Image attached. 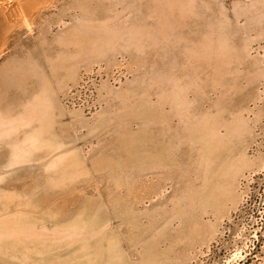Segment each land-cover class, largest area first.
<instances>
[{
	"label": "rangeland",
	"instance_id": "1",
	"mask_svg": "<svg viewBox=\"0 0 264 264\" xmlns=\"http://www.w3.org/2000/svg\"><path fill=\"white\" fill-rule=\"evenodd\" d=\"M264 0H0V264H264Z\"/></svg>",
	"mask_w": 264,
	"mask_h": 264
},
{
	"label": "water",
	"instance_id": "2",
	"mask_svg": "<svg viewBox=\"0 0 264 264\" xmlns=\"http://www.w3.org/2000/svg\"><path fill=\"white\" fill-rule=\"evenodd\" d=\"M262 199H264V196H263V198Z\"/></svg>",
	"mask_w": 264,
	"mask_h": 264
}]
</instances>
